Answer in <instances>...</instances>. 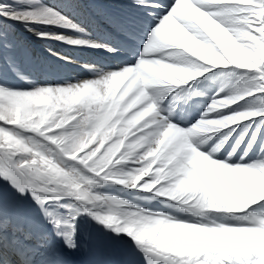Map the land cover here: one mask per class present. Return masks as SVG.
<instances>
[{
    "label": "snow or ice",
    "instance_id": "1",
    "mask_svg": "<svg viewBox=\"0 0 264 264\" xmlns=\"http://www.w3.org/2000/svg\"><path fill=\"white\" fill-rule=\"evenodd\" d=\"M82 218L143 264H264V0H0V264H68Z\"/></svg>",
    "mask_w": 264,
    "mask_h": 264
},
{
    "label": "rangeland",
    "instance_id": "2",
    "mask_svg": "<svg viewBox=\"0 0 264 264\" xmlns=\"http://www.w3.org/2000/svg\"><path fill=\"white\" fill-rule=\"evenodd\" d=\"M47 2L53 3L54 1L53 0H49ZM80 20H83V19H80ZM80 20L78 19V21H80ZM16 28L18 29V31H17ZM16 28H15L16 36L23 43V45L25 46V48L27 50H29V52L31 51L30 52L31 54L33 53L36 56H39V51H42L45 48L44 45H48V46H50L52 48L57 49L62 54H67V55L71 56L74 60L86 59V58H90L91 57V59H93L97 63V66H99L100 63H103L105 61V57H104V55L102 53H97L96 54V52H92L91 50H88L86 52H82L81 53V52H77V51H74L72 49H69L66 46H64L62 44H59V43H56V42H47V43H45V42H42V41H38L35 37L32 38V40H31L32 43H30V41L28 40V38H31V37H26V36L23 37L22 36V34H26L27 32H25L24 29L22 27H20L19 25H17ZM52 30L56 31V29H52ZM46 55H47V53L44 54V55H42L41 58L46 57ZM76 56H77V58H76ZM70 68H67L65 70L64 74L66 72H69V71H71V72H74L75 71L73 68H71V69ZM21 69H22V71H23V73H24V75L26 77H28L29 79L33 78V73H31L29 71V66L27 65V63L23 59H21ZM80 72H82L84 74L85 73V70L84 69H80ZM9 78L12 79L13 82L17 83L20 86H23V84H24V81H22V80L13 78L11 76ZM4 188H5L6 191H10V190L7 189V186L6 185L4 186ZM92 224H94V223L91 222V221H89L87 218H82L81 221H80V223H79V225H78L79 231L81 230L80 232L78 231V234L82 238H84L83 243L87 242L88 232H89V229H90V227H91ZM96 229H97V227H96ZM96 239H98V243H99L96 254L97 255H103L104 260H107L109 258V256L111 255V253H112V251L110 249H107L106 246L109 247L111 245H113V246L115 245L116 247L120 248V255L123 256V257H125L127 255V252L129 253V251H132L131 249H129L130 243L126 239H124V238L114 239V238H110V237H105L98 229H97ZM128 249H129V251H128ZM94 258H95V254H94ZM111 259H114L115 260L116 258L115 257H111L109 259L110 260V263L109 264H124V261H121L119 263H116V262L115 263H112L111 262ZM95 261H97L96 258H95Z\"/></svg>",
    "mask_w": 264,
    "mask_h": 264
},
{
    "label": "bare ground",
    "instance_id": "3",
    "mask_svg": "<svg viewBox=\"0 0 264 264\" xmlns=\"http://www.w3.org/2000/svg\"><path fill=\"white\" fill-rule=\"evenodd\" d=\"M49 1V0H47ZM54 2H57V0H53ZM53 2V3H54ZM71 15L74 16V18L78 21V19H84V15L85 13H81L79 15L72 13ZM21 29V28H20ZM25 31V30H24ZM54 31V30H53ZM21 32V31H20ZM26 32V31H25ZM26 37H31L33 38L34 36L31 33H26L23 34ZM26 43V42H25ZM30 43H32V41L30 40ZM45 48L42 51H39V56H36L35 54H33L35 57H40L44 54H46V48L49 47L48 45H44ZM39 47V46H38ZM64 49V48H63ZM62 50V49H61ZM29 51V50H28ZM72 51V50H71ZM31 52V51H30ZM82 53V52H81ZM92 53V52H91ZM37 54V53H36ZM80 54V53H79ZM97 54V53H96ZM77 58V56H76ZM98 58V57H97ZM75 62L70 65L68 68H73L75 71L74 72H66L64 75L67 76H71V77H75V78H87L88 77V73L87 71L83 68V65L86 63H96L93 59L90 58H86V59H79V60H74ZM24 63V62H23ZM97 64V63H96ZM27 68V67H26ZM70 68V69H71ZM69 69V70H70ZM80 69H84L85 73L83 74L82 72H80ZM27 70V69H26ZM30 75V74H29ZM32 75V74H31ZM79 231V229H78ZM81 231V230H80ZM79 231V232H80ZM89 236L87 237V242L83 243L84 238H82L79 234H78V247L75 251L70 252V255L75 257L78 262L80 263H84V264H92L95 261L94 258V253H95V239L97 236V229L95 227L94 224L91 225L90 227V232H88ZM117 260V261H116ZM112 263H119L121 261H119L118 259H111ZM110 263V261H109ZM124 264H143V261L141 259V257L138 254H135L133 251H129V253L127 254L126 259L124 260Z\"/></svg>",
    "mask_w": 264,
    "mask_h": 264
}]
</instances>
